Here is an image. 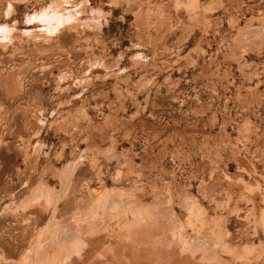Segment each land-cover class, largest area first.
I'll return each instance as SVG.
<instances>
[{
  "label": "rangeland",
  "instance_id": "1",
  "mask_svg": "<svg viewBox=\"0 0 264 264\" xmlns=\"http://www.w3.org/2000/svg\"><path fill=\"white\" fill-rule=\"evenodd\" d=\"M165 245L264 264V0H0V264Z\"/></svg>",
  "mask_w": 264,
  "mask_h": 264
},
{
  "label": "bare ground",
  "instance_id": "2",
  "mask_svg": "<svg viewBox=\"0 0 264 264\" xmlns=\"http://www.w3.org/2000/svg\"><path fill=\"white\" fill-rule=\"evenodd\" d=\"M91 223V222H90ZM158 223V222H157ZM163 229V228H162ZM152 234V233H151ZM142 237V236H141ZM174 240V239H173ZM176 240V239H175ZM140 241V240H139ZM151 242V241H150ZM167 245H165V248H164V250H165V253H162V255H161V257L163 258V259H166V258H169L168 260H167V262L169 261H173V263L172 264H174V261L176 260L177 262H176V264H190V260H189V255H184V254H180V256L178 257V254L176 255V253L177 252H175L176 250L174 249V246L172 247L173 249H171V246H167ZM189 248V247H188ZM175 250V251H174ZM173 252V254H171ZM177 256V257H176ZM186 256V257H185ZM207 256V255H206ZM177 259H176V258ZM160 259V258H159ZM191 259H192V257H191ZM190 261V262H189ZM192 261H193V259H192ZM166 262V263H167ZM189 262V263H188ZM165 264V263H164ZM195 264V263H194Z\"/></svg>",
  "mask_w": 264,
  "mask_h": 264
}]
</instances>
